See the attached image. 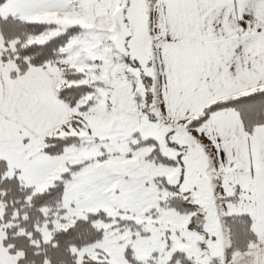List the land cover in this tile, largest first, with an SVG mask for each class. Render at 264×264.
Here are the masks:
<instances>
[{
    "label": "snow or ice",
    "instance_id": "6c2138e0",
    "mask_svg": "<svg viewBox=\"0 0 264 264\" xmlns=\"http://www.w3.org/2000/svg\"><path fill=\"white\" fill-rule=\"evenodd\" d=\"M0 264H264V0H0Z\"/></svg>",
    "mask_w": 264,
    "mask_h": 264
}]
</instances>
